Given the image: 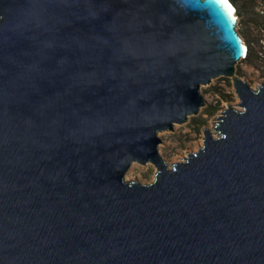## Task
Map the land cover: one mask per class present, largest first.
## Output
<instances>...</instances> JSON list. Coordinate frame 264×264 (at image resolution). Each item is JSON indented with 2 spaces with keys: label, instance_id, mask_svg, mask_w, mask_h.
Here are the masks:
<instances>
[{
  "label": "water",
  "instance_id": "1",
  "mask_svg": "<svg viewBox=\"0 0 264 264\" xmlns=\"http://www.w3.org/2000/svg\"><path fill=\"white\" fill-rule=\"evenodd\" d=\"M228 5L232 11H229ZM227 0H0V264H264V83ZM240 99L170 163L202 87ZM152 163L151 183L127 181Z\"/></svg>",
  "mask_w": 264,
  "mask_h": 264
},
{
  "label": "rangeland",
  "instance_id": "2",
  "mask_svg": "<svg viewBox=\"0 0 264 264\" xmlns=\"http://www.w3.org/2000/svg\"><path fill=\"white\" fill-rule=\"evenodd\" d=\"M261 6H264V3L259 0L256 7H250L248 12L242 13L237 26L247 46L251 45L253 56L258 59L254 65L247 61L238 63L237 74L249 81L254 88L264 83V29L255 22V17L262 9ZM256 64H259V67ZM202 91L207 105L201 108L198 115L190 117L185 124L175 125L173 131L159 133L162 139L159 145L160 152L170 163L183 161L188 155L198 151L204 145L205 129L215 133V123L229 105L240 107L237 105H240L241 101L231 78H217L211 84L203 86ZM157 171V167L152 163L143 165L136 162L128 171L126 179L151 183L156 179Z\"/></svg>",
  "mask_w": 264,
  "mask_h": 264
},
{
  "label": "trees",
  "instance_id": "3",
  "mask_svg": "<svg viewBox=\"0 0 264 264\" xmlns=\"http://www.w3.org/2000/svg\"><path fill=\"white\" fill-rule=\"evenodd\" d=\"M230 1L235 6L237 13L240 17V16H242V13H244L245 11L248 12L249 11L248 9L250 7H252V8L256 7V3L259 0H230ZM241 1H243L242 4H241ZM260 1L264 3V0H260ZM239 2H240V5H239ZM260 8H262V9L257 14V17H255V22L258 26H260L264 29V6H261ZM252 55H253V49L250 45L249 49H248L247 59L251 60ZM242 62H243V60H242Z\"/></svg>",
  "mask_w": 264,
  "mask_h": 264
},
{
  "label": "flooded vegetation",
  "instance_id": "4",
  "mask_svg": "<svg viewBox=\"0 0 264 264\" xmlns=\"http://www.w3.org/2000/svg\"><path fill=\"white\" fill-rule=\"evenodd\" d=\"M246 46H247V44H246ZM249 46H250V45H249ZM249 46L246 47V56H245V58L243 59V61H247V62H249L251 65H254L255 63H257L258 59H257V57H254L253 55H252L251 60H248V59H247V54H248ZM241 62H242V61H241ZM256 66L259 67V64H256ZM254 67H255V66H254ZM248 82H249V81H248ZM249 83H250V82H249ZM250 84H251V83H250Z\"/></svg>",
  "mask_w": 264,
  "mask_h": 264
},
{
  "label": "snow or ice",
  "instance_id": "5",
  "mask_svg": "<svg viewBox=\"0 0 264 264\" xmlns=\"http://www.w3.org/2000/svg\"><path fill=\"white\" fill-rule=\"evenodd\" d=\"M224 3L227 4V0H224ZM228 8H229V11L231 12L232 9H231V6L230 5H228Z\"/></svg>",
  "mask_w": 264,
  "mask_h": 264
},
{
  "label": "bare ground",
  "instance_id": "6",
  "mask_svg": "<svg viewBox=\"0 0 264 264\" xmlns=\"http://www.w3.org/2000/svg\"><path fill=\"white\" fill-rule=\"evenodd\" d=\"M245 56H246V54H245ZM245 56H244V58H245ZM244 58H243V59H244ZM238 108H239V109H242L241 107H238Z\"/></svg>",
  "mask_w": 264,
  "mask_h": 264
}]
</instances>
